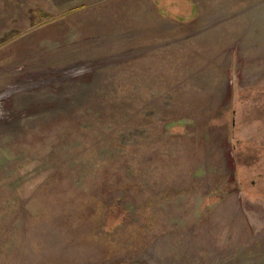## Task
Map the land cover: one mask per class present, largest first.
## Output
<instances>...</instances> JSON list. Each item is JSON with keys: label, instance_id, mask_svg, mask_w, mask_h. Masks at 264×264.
Returning a JSON list of instances; mask_svg holds the SVG:
<instances>
[{"label": "rangeland", "instance_id": "rangeland-1", "mask_svg": "<svg viewBox=\"0 0 264 264\" xmlns=\"http://www.w3.org/2000/svg\"><path fill=\"white\" fill-rule=\"evenodd\" d=\"M0 264H264V0H0Z\"/></svg>", "mask_w": 264, "mask_h": 264}]
</instances>
